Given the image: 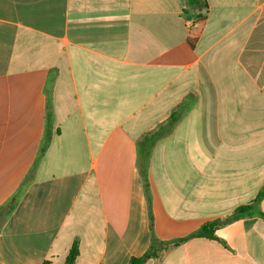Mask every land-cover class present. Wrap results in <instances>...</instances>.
<instances>
[{
	"label": "crops",
	"instance_id": "1",
	"mask_svg": "<svg viewBox=\"0 0 264 264\" xmlns=\"http://www.w3.org/2000/svg\"><path fill=\"white\" fill-rule=\"evenodd\" d=\"M26 179L0 264H264L262 217L188 238L264 191V0H0V208Z\"/></svg>",
	"mask_w": 264,
	"mask_h": 264
},
{
	"label": "trees",
	"instance_id": "2",
	"mask_svg": "<svg viewBox=\"0 0 264 264\" xmlns=\"http://www.w3.org/2000/svg\"><path fill=\"white\" fill-rule=\"evenodd\" d=\"M203 25H204V18L200 16L198 20L194 23V28L191 29L188 34V43L190 44L191 47H195L200 37L201 31L203 29ZM180 118H181L180 113L178 112L174 113L169 123H167L156 134H154V140L156 141L160 137L171 133L174 126L178 123ZM145 167L146 166L143 167L144 175L146 173ZM28 183L29 180L27 179L24 180V182L21 184V186L16 191V193L6 202V204L3 207L0 208V214L4 213V218L7 217L15 209ZM263 196H264V191L260 192L258 197L252 203L238 207L230 218L226 219L225 221L214 220L207 222L203 224L197 232H195L188 238L203 237V238L217 239L215 232L222 223H227L233 220H238L245 217H254V216H259L264 219V213H262L259 208ZM154 247H155V242L152 243L150 250L146 252L142 257L132 258L130 264H145L153 256ZM78 255H79V247H78V243L75 242L71 250L69 251L65 264H74Z\"/></svg>",
	"mask_w": 264,
	"mask_h": 264
}]
</instances>
